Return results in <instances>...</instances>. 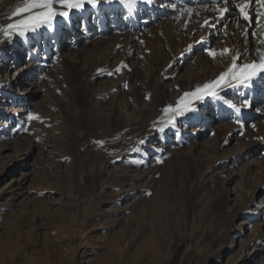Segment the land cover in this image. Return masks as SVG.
I'll use <instances>...</instances> for the list:
<instances>
[{
  "label": "rangeland",
  "instance_id": "374dc122",
  "mask_svg": "<svg viewBox=\"0 0 264 264\" xmlns=\"http://www.w3.org/2000/svg\"><path fill=\"white\" fill-rule=\"evenodd\" d=\"M30 2L0 0V264H264V88L203 90L264 59V8L101 0L8 29Z\"/></svg>",
  "mask_w": 264,
  "mask_h": 264
},
{
  "label": "snow or ice",
  "instance_id": "6c2138e0",
  "mask_svg": "<svg viewBox=\"0 0 264 264\" xmlns=\"http://www.w3.org/2000/svg\"><path fill=\"white\" fill-rule=\"evenodd\" d=\"M54 2L59 3L62 5L65 9V11L57 12L54 7ZM101 2V0H31L30 3H28L24 8L18 9V13H32L31 15L27 16L26 19L20 20L17 23L8 24V29H16L23 34L24 29L31 28L32 31H35L37 27L41 24L47 25L49 27L52 26L53 19L59 15L63 18H65L66 23L71 26V19H70V11L74 9H82L86 4L91 6H96ZM124 2V0H122ZM146 3H151L152 0H145ZM224 3H229L230 0H222ZM256 2L259 3L261 8H264V0H245L244 3H238L237 9L239 11L240 16L245 22H249L253 19L252 16L249 14L250 5L251 3ZM127 3L129 6L135 3V0H127ZM220 13V18L223 19L225 15L230 11L229 8H221L218 9ZM257 16H264V12L257 13ZM209 22L205 21V25H208ZM8 34L7 32L5 33ZM199 43H203V40L199 41ZM192 45H189V49L191 50ZM207 54L212 57L213 59L219 54L223 56L224 54L229 53L231 50L224 48L220 50L219 53H217L214 49H207ZM31 59V54L28 57ZM236 59H239V57H235L233 59L232 67L229 69L228 72L222 73L218 79L210 84H205L203 86V90L207 91L209 95L215 96L216 93L212 91L217 86H220L227 77L231 74V78L237 80L239 83H243L246 87H260L264 88V77L261 78L259 83H255L253 78L256 77L259 73H264V59H262L260 62H253L252 64H245L240 70L239 74L233 72L232 70L236 68ZM119 70V69H118ZM201 89H197V92H200ZM196 93H193L192 95H195ZM185 95H189L185 93ZM150 98V97H149ZM183 103V102H181ZM245 107H253L251 101L245 99L244 101ZM233 108H235L236 112H239L240 109L236 108L235 105H232ZM166 111H169V109H166ZM172 111H175L178 115H185L186 113H191L192 119H198L199 118V109L194 107H188L185 106L183 108L177 107V109H172ZM35 116H29V119H36ZM173 121H169V123H172ZM237 123L243 124V122L237 118ZM166 126V125H165ZM159 131L163 132L164 127H161ZM141 144L144 143L143 140L140 141Z\"/></svg>",
  "mask_w": 264,
  "mask_h": 264
},
{
  "label": "bare ground",
  "instance_id": "6f19581e",
  "mask_svg": "<svg viewBox=\"0 0 264 264\" xmlns=\"http://www.w3.org/2000/svg\"><path fill=\"white\" fill-rule=\"evenodd\" d=\"M204 117L211 118L212 116H211V114H209V111H207Z\"/></svg>",
  "mask_w": 264,
  "mask_h": 264
}]
</instances>
